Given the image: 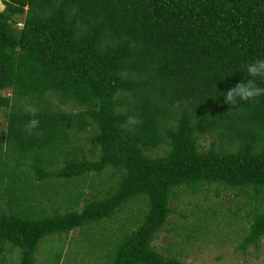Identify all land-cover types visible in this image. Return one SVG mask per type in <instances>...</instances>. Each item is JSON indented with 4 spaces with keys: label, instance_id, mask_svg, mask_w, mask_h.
I'll return each instance as SVG.
<instances>
[{
    "label": "trees",
    "instance_id": "16d2710c",
    "mask_svg": "<svg viewBox=\"0 0 264 264\" xmlns=\"http://www.w3.org/2000/svg\"><path fill=\"white\" fill-rule=\"evenodd\" d=\"M0 1V109H8L0 131V264L9 263L3 249L16 250V264H35L46 240L59 247L54 264H73L63 253L70 232L134 208L135 227L122 223L125 239L103 264H182L152 241L178 190L210 185L245 198L249 225L238 249L258 246L264 96L232 109L224 93L250 78L246 64L264 59V0ZM68 103L77 110L61 108ZM27 104L39 109L32 135L24 131ZM127 116L140 121L131 131L120 127ZM82 133L87 150L71 141ZM162 146L163 156L150 154ZM104 171L102 195L80 210L51 206L60 196L66 205L74 180Z\"/></svg>",
    "mask_w": 264,
    "mask_h": 264
},
{
    "label": "rangeland",
    "instance_id": "374dc122",
    "mask_svg": "<svg viewBox=\"0 0 264 264\" xmlns=\"http://www.w3.org/2000/svg\"><path fill=\"white\" fill-rule=\"evenodd\" d=\"M28 8L29 6L26 7V9ZM3 9L4 5L0 1V11ZM21 18H15L16 21H19L18 28L22 26ZM2 94L9 95L7 90H4ZM55 101L58 103L57 99ZM55 101L53 103H56ZM60 106L67 111L77 110L76 107H72L71 103ZM7 115L8 109L1 108L0 131L6 127ZM86 136L87 133L78 134L71 138V141L84 145L87 150L91 147V143L85 139ZM211 139L210 137L200 139V148L207 150L211 146ZM217 144L218 142H215L214 145L217 146ZM166 150L167 147L162 146L152 150L150 154L163 156ZM107 174L105 171L99 176L90 174L85 177L83 183L80 181L81 179L74 180L70 186V196L65 197L66 205L60 202L63 200L60 196L56 198V204L51 206L59 207L61 213L80 210L79 208L74 209V207L82 206L83 202L93 198V195H102L98 192L102 186L105 187L104 182ZM31 178L32 181L35 180L34 175ZM216 191L219 192V195L215 193ZM78 194L81 195L77 197ZM73 197L77 198L81 205L78 206L76 202H71L72 200L68 199ZM244 202L245 198L241 195L236 196L235 191L223 190L214 185L202 186L194 194L190 189L178 190L176 196L170 199L172 213L163 229L156 234L151 245L161 254L175 257L182 264H264V238L260 239L256 248L250 246L244 253L238 249L249 225L246 218L249 209L244 205ZM43 206L52 209L46 202ZM237 207L240 209L237 210ZM4 208L7 209L6 204H4ZM134 215H137V208L126 209L116 213L111 220L90 223L83 229L70 232L64 238L63 253L71 259L76 258L77 261H73V264L81 262L82 259L83 264L106 263L115 254L119 243L125 239L127 230L122 231V227L120 228L122 223L128 230L135 227L136 216ZM137 216L140 217L141 214L138 213ZM127 218V222L123 221ZM50 244L54 245L51 240L42 241L39 244L40 253L38 256L36 254L37 262L35 261V264H54L56 262L54 253L59 247ZM45 249L50 252L45 253ZM2 255L7 257L8 264H16L19 260L16 250L13 251L12 256L9 250L3 249Z\"/></svg>",
    "mask_w": 264,
    "mask_h": 264
},
{
    "label": "clouds",
    "instance_id": "9594fccd",
    "mask_svg": "<svg viewBox=\"0 0 264 264\" xmlns=\"http://www.w3.org/2000/svg\"><path fill=\"white\" fill-rule=\"evenodd\" d=\"M244 68L250 78L236 84L224 93V102L232 106V109L236 108L240 102H254L264 96V87L257 83V79L264 81V59L257 58L253 62L246 64ZM93 102L96 105L95 111L99 112L101 101L95 99ZM24 111L30 116V119L24 125V131L28 135H32L34 130L40 125V120L37 118L39 109L34 105L27 104L24 107ZM139 123L140 121L137 117L127 116L120 127L125 131H131Z\"/></svg>",
    "mask_w": 264,
    "mask_h": 264
}]
</instances>
